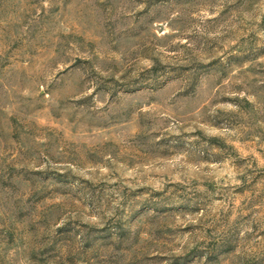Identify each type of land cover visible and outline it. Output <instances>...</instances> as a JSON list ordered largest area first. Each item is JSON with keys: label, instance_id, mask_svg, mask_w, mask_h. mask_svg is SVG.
Returning a JSON list of instances; mask_svg holds the SVG:
<instances>
[{"label": "rangeland", "instance_id": "obj_1", "mask_svg": "<svg viewBox=\"0 0 264 264\" xmlns=\"http://www.w3.org/2000/svg\"><path fill=\"white\" fill-rule=\"evenodd\" d=\"M0 264H264V0H0Z\"/></svg>", "mask_w": 264, "mask_h": 264}]
</instances>
